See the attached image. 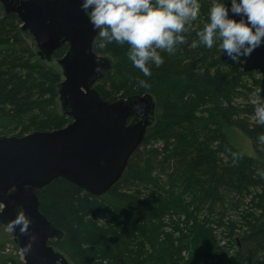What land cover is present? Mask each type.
Masks as SVG:
<instances>
[{
    "label": "trees",
    "instance_id": "trees-1",
    "mask_svg": "<svg viewBox=\"0 0 264 264\" xmlns=\"http://www.w3.org/2000/svg\"><path fill=\"white\" fill-rule=\"evenodd\" d=\"M198 2L185 42L174 54L158 50L164 63L152 66L150 77L132 66L127 44L94 43V52L114 59L95 85L100 96L150 94L155 122L106 195L93 197L61 179L39 192L40 212L64 233L50 244L73 264H264V145L257 142L264 125L252 102H264L252 95L261 76L246 73L244 61H221L218 46H191L217 0ZM142 79L148 88L138 85ZM62 82L25 38L18 17L0 9V136L67 126L71 119L58 108Z\"/></svg>",
    "mask_w": 264,
    "mask_h": 264
},
{
    "label": "water",
    "instance_id": "water-1",
    "mask_svg": "<svg viewBox=\"0 0 264 264\" xmlns=\"http://www.w3.org/2000/svg\"><path fill=\"white\" fill-rule=\"evenodd\" d=\"M81 2L0 0L5 14L18 17L40 59L61 72L58 108L71 119L51 132L0 136V228L11 231L24 264H73L48 244L63 239L64 233L40 212L39 192L61 179L93 197L106 195L122 180L155 122L152 95L106 101L95 89L113 69L114 59L94 52L97 32L80 10ZM64 45H68L66 54L54 60V53ZM228 60L221 55V61ZM243 70L260 74L264 99V45L245 58ZM20 212L30 221L24 234L19 226L8 227Z\"/></svg>",
    "mask_w": 264,
    "mask_h": 264
},
{
    "label": "clouds",
    "instance_id": "clouds-1",
    "mask_svg": "<svg viewBox=\"0 0 264 264\" xmlns=\"http://www.w3.org/2000/svg\"><path fill=\"white\" fill-rule=\"evenodd\" d=\"M79 7L97 32L99 46L127 44L128 60L144 77L152 75V66L158 68L164 63L158 50L174 54L177 45L185 42L183 33L200 13L198 0H82ZM208 20L203 30L197 32L193 48L218 46L236 64L264 45V0H217L210 8ZM138 85L149 87L143 79ZM261 91L258 88L252 95L261 99ZM252 102L256 121L264 125V102ZM257 142L264 145V134L257 137ZM29 224V219L20 212L8 227L14 230L19 226L24 234ZM30 247L26 246L25 251Z\"/></svg>",
    "mask_w": 264,
    "mask_h": 264
},
{
    "label": "rangeland",
    "instance_id": "rangeland-1",
    "mask_svg": "<svg viewBox=\"0 0 264 264\" xmlns=\"http://www.w3.org/2000/svg\"><path fill=\"white\" fill-rule=\"evenodd\" d=\"M244 146L247 151L251 150L250 142L243 139ZM1 210V206H0ZM20 249L15 244L10 230L8 228H0V264L5 260H14L24 264L23 256L20 254Z\"/></svg>",
    "mask_w": 264,
    "mask_h": 264
},
{
    "label": "flooded vegetation",
    "instance_id": "flooded-vegetation-1",
    "mask_svg": "<svg viewBox=\"0 0 264 264\" xmlns=\"http://www.w3.org/2000/svg\"><path fill=\"white\" fill-rule=\"evenodd\" d=\"M9 230V229H8ZM11 232V231H10ZM11 235H12V233H11ZM13 237V236H12ZM13 240H14V238H13ZM63 239H53V240H50L49 242H48V244L50 245V246H52L51 244H50V242H52V241H55V242H60V241H62ZM55 248V247H54ZM57 249V248H56ZM58 251H60L59 249H57ZM61 252V251H60Z\"/></svg>",
    "mask_w": 264,
    "mask_h": 264
},
{
    "label": "built area",
    "instance_id": "built-area-1",
    "mask_svg": "<svg viewBox=\"0 0 264 264\" xmlns=\"http://www.w3.org/2000/svg\"><path fill=\"white\" fill-rule=\"evenodd\" d=\"M21 252V251H20ZM21 254V253H20Z\"/></svg>",
    "mask_w": 264,
    "mask_h": 264
}]
</instances>
